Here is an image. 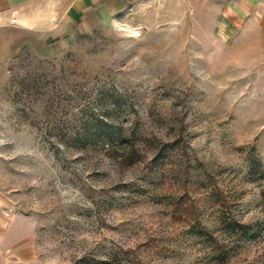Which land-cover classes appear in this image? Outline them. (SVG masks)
<instances>
[{
    "label": "rangeland",
    "instance_id": "374dc122",
    "mask_svg": "<svg viewBox=\"0 0 264 264\" xmlns=\"http://www.w3.org/2000/svg\"><path fill=\"white\" fill-rule=\"evenodd\" d=\"M33 12L0 25V190L40 264H264L263 47L177 0Z\"/></svg>",
    "mask_w": 264,
    "mask_h": 264
},
{
    "label": "crops",
    "instance_id": "0c3cea01",
    "mask_svg": "<svg viewBox=\"0 0 264 264\" xmlns=\"http://www.w3.org/2000/svg\"><path fill=\"white\" fill-rule=\"evenodd\" d=\"M139 1L143 0H0V25L3 17L10 14L34 23L37 14L33 9L40 2L64 9L73 23L80 17L90 21L106 19ZM177 3L212 17L221 37L245 35L252 39L253 47L258 42L264 49V0H177ZM35 225V218L14 210L0 190V264H40Z\"/></svg>",
    "mask_w": 264,
    "mask_h": 264
}]
</instances>
